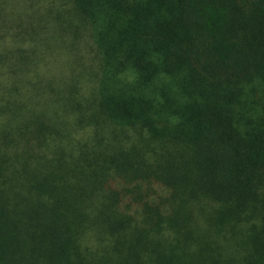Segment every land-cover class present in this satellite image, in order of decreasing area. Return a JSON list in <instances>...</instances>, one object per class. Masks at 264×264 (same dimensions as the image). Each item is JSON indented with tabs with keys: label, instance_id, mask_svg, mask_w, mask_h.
Masks as SVG:
<instances>
[{
	"label": "trees",
	"instance_id": "16d2710c",
	"mask_svg": "<svg viewBox=\"0 0 264 264\" xmlns=\"http://www.w3.org/2000/svg\"><path fill=\"white\" fill-rule=\"evenodd\" d=\"M0 264H264V0H0Z\"/></svg>",
	"mask_w": 264,
	"mask_h": 264
}]
</instances>
